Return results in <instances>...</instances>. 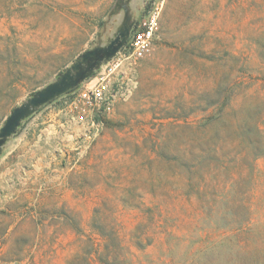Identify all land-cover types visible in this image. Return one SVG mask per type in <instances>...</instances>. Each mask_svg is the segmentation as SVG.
<instances>
[{
    "label": "rangeland",
    "instance_id": "374dc122",
    "mask_svg": "<svg viewBox=\"0 0 264 264\" xmlns=\"http://www.w3.org/2000/svg\"><path fill=\"white\" fill-rule=\"evenodd\" d=\"M114 2L0 0V127L81 53L114 38L122 19L109 15ZM129 7L135 24L154 11L157 25L149 52L124 63L109 107L63 94L3 146L0 264H69L97 237L93 226L116 229L133 264H264V154L246 161L235 191L226 187L233 163L217 185L211 167L191 162L197 126L210 116L223 115L208 136L230 128L234 108L264 129V0ZM172 153L181 157L173 171ZM235 193L253 218L247 246L231 228L232 213L243 212Z\"/></svg>",
    "mask_w": 264,
    "mask_h": 264
},
{
    "label": "trees",
    "instance_id": "16d2710c",
    "mask_svg": "<svg viewBox=\"0 0 264 264\" xmlns=\"http://www.w3.org/2000/svg\"><path fill=\"white\" fill-rule=\"evenodd\" d=\"M75 89L70 90L66 94H70ZM236 111L237 108L229 111L233 115L230 128L223 126L221 131H216L208 136L206 132L207 126L220 122L223 115L210 116L206 118L204 123L197 126V128L199 127L202 140H200L201 143H199L196 153L191 158L192 167L194 168L204 163L208 165V169L211 167L209 175H213L216 180L218 179L215 182L217 185H220L222 182L220 177L223 169H226L228 172V167L233 163L234 169L227 173L229 180L226 183V187L234 191L249 174L246 171V165L248 164L246 161L255 160L264 154V129L262 121L248 116L238 119ZM183 159L186 160L185 157ZM180 161L181 157L177 153H172L167 160L172 171V167H179ZM215 168L216 170H214ZM191 178H184L187 185H194ZM195 186V192L201 196L205 188V181L195 183ZM231 201L239 207V210L243 209V212H238L237 210L232 213L231 228L234 232L244 237V244L247 246L249 245L248 240L250 239L253 227V218L249 210L247 198L244 195L235 193ZM201 202L203 203V201ZM78 230L77 232L80 231ZM93 230L97 237L87 236L88 241L85 247H83L84 249L76 252L69 264H133L127 257V252H125L126 246L116 229L93 226ZM262 257L264 259V255Z\"/></svg>",
    "mask_w": 264,
    "mask_h": 264
},
{
    "label": "water",
    "instance_id": "95a60500",
    "mask_svg": "<svg viewBox=\"0 0 264 264\" xmlns=\"http://www.w3.org/2000/svg\"><path fill=\"white\" fill-rule=\"evenodd\" d=\"M130 1L115 0L109 11V15L122 12L120 25L113 39L107 44H97L85 50L54 80L35 90L12 109L0 127V154L3 146L16 133L22 121L32 116L45 104L77 88L107 63L126 43L135 22L129 7Z\"/></svg>",
    "mask_w": 264,
    "mask_h": 264
},
{
    "label": "built area",
    "instance_id": "2783aa9c",
    "mask_svg": "<svg viewBox=\"0 0 264 264\" xmlns=\"http://www.w3.org/2000/svg\"><path fill=\"white\" fill-rule=\"evenodd\" d=\"M157 16V12L153 11L141 23H134L128 40L118 52L71 93L77 91L78 99L89 105L109 107L119 95L113 85L117 76L123 77L121 69L124 63L130 64L132 60L139 59L149 52L155 35ZM127 91L128 89H125L120 95L124 96Z\"/></svg>",
    "mask_w": 264,
    "mask_h": 264
}]
</instances>
